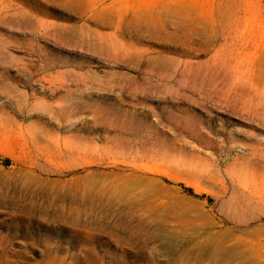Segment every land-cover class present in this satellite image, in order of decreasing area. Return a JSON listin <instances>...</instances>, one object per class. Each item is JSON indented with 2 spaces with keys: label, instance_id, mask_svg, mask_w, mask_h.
<instances>
[{
  "label": "rangeland",
  "instance_id": "rangeland-1",
  "mask_svg": "<svg viewBox=\"0 0 264 264\" xmlns=\"http://www.w3.org/2000/svg\"><path fill=\"white\" fill-rule=\"evenodd\" d=\"M0 156V264H264V0H0Z\"/></svg>",
  "mask_w": 264,
  "mask_h": 264
},
{
  "label": "trees",
  "instance_id": "trees-1",
  "mask_svg": "<svg viewBox=\"0 0 264 264\" xmlns=\"http://www.w3.org/2000/svg\"><path fill=\"white\" fill-rule=\"evenodd\" d=\"M7 161H8V159H7L6 157H2V156H0V162L6 163ZM183 189H184L185 192H187V193L190 194V195H193V196L198 197V198H201V199L206 198V199L209 200L208 196H206L205 194H197V193H194L193 190H192L190 187H184V186H183ZM13 224H14V223H13ZM19 228H20L21 230H23L21 224H20V227H19ZM0 230H1V229H0ZM21 230H20V231H21Z\"/></svg>",
  "mask_w": 264,
  "mask_h": 264
}]
</instances>
